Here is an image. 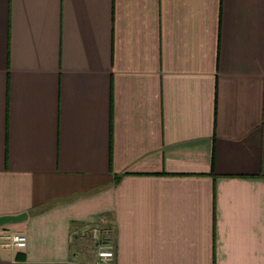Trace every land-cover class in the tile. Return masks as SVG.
Here are the masks:
<instances>
[{"label":"crops","instance_id":"obj_1","mask_svg":"<svg viewBox=\"0 0 264 264\" xmlns=\"http://www.w3.org/2000/svg\"><path fill=\"white\" fill-rule=\"evenodd\" d=\"M23 214L0 264H98L103 226L113 264H264V0H0V217Z\"/></svg>","mask_w":264,"mask_h":264},{"label":"built area","instance_id":"obj_2","mask_svg":"<svg viewBox=\"0 0 264 264\" xmlns=\"http://www.w3.org/2000/svg\"><path fill=\"white\" fill-rule=\"evenodd\" d=\"M93 236L98 239L101 234V228L94 227L88 229ZM6 242V246L10 248L25 249L27 247V237L23 234H5L2 237ZM115 259L114 243L103 241L101 252L99 253L98 264H113Z\"/></svg>","mask_w":264,"mask_h":264},{"label":"rangeland","instance_id":"obj_3","mask_svg":"<svg viewBox=\"0 0 264 264\" xmlns=\"http://www.w3.org/2000/svg\"><path fill=\"white\" fill-rule=\"evenodd\" d=\"M89 233H91V238H92L93 236L92 232H89ZM113 237L114 236H113L112 228H109V227L105 228L103 226L101 227V234L98 239L92 238L90 240V238H86L87 240L85 241L87 243V249H89L98 259L99 253L101 252V245H103V241L112 243L114 239Z\"/></svg>","mask_w":264,"mask_h":264},{"label":"water","instance_id":"obj_4","mask_svg":"<svg viewBox=\"0 0 264 264\" xmlns=\"http://www.w3.org/2000/svg\"><path fill=\"white\" fill-rule=\"evenodd\" d=\"M27 217V214H23L20 216L0 217V226L20 223L26 220Z\"/></svg>","mask_w":264,"mask_h":264},{"label":"trees","instance_id":"obj_5","mask_svg":"<svg viewBox=\"0 0 264 264\" xmlns=\"http://www.w3.org/2000/svg\"><path fill=\"white\" fill-rule=\"evenodd\" d=\"M113 243H114V241H113Z\"/></svg>","mask_w":264,"mask_h":264}]
</instances>
